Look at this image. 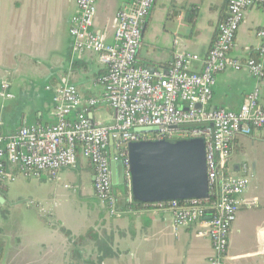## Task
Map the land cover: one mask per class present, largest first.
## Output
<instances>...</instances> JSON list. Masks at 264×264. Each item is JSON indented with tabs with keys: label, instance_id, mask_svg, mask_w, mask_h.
Masks as SVG:
<instances>
[{
	"label": "crops",
	"instance_id": "obj_1",
	"mask_svg": "<svg viewBox=\"0 0 264 264\" xmlns=\"http://www.w3.org/2000/svg\"><path fill=\"white\" fill-rule=\"evenodd\" d=\"M135 0H97L92 29L107 44L120 9ZM229 0H155L141 34L136 64L167 74L176 54L204 60L227 15ZM190 12L192 18L186 19ZM76 0H0V131L10 138L21 128L47 129L56 121L55 91L76 87L93 123H114L111 108H86L101 96L105 68L98 54L76 52L69 36ZM264 30V8L248 7L229 58L244 64L257 60ZM202 63L191 70L199 72ZM8 85L2 96V84ZM255 89L264 103V76L258 80L244 67L216 75L208 110L237 111ZM110 150L108 148V154ZM230 165L247 167L249 185L230 228L225 264H264V130L231 141ZM94 168L77 157L74 168L34 174L5 162L0 177V264H208L211 241L196 223L175 227L170 210L119 208L110 215L93 192ZM15 183V203L12 199ZM11 207L6 210L5 208Z\"/></svg>",
	"mask_w": 264,
	"mask_h": 264
},
{
	"label": "built area",
	"instance_id": "obj_2",
	"mask_svg": "<svg viewBox=\"0 0 264 264\" xmlns=\"http://www.w3.org/2000/svg\"><path fill=\"white\" fill-rule=\"evenodd\" d=\"M96 1L76 0L77 13L71 18L69 36L76 52L98 54L105 68V74L99 79L103 92L100 97L85 101L86 108L108 106L115 114L114 123L109 126L93 123L86 109H82L76 87L65 85L53 96L56 121L49 128L24 127L8 139L0 131V177L4 175L6 162L34 174L48 173L54 179L59 170L74 168L80 156L94 168V195L112 215L118 199L111 191L110 141L113 160L123 167L124 202L132 204L129 143L166 138L201 139L207 198L147 205L170 210L175 227L200 224L203 230L199 235L206 236L212 245L213 255L208 264H225L229 231L239 210V197L249 185L245 165L241 166L240 174L232 171L231 141L235 137H248L254 130H264V103L255 89L237 111L208 110L206 106L219 72L244 67L258 80L264 76V30L257 33L260 41L257 60L248 59L243 64L229 58L244 11L255 3L264 8V0H229L227 15L217 26L216 40L206 58L201 61L197 55L176 54L166 75L150 73L136 64L144 22L155 0H135L133 10L117 12L111 44L105 43L92 29ZM199 61L201 70L192 71V63ZM7 88L3 83L2 96L10 99ZM159 127L163 131L155 134V138L138 132L141 128ZM170 127L182 129L174 131L169 130ZM212 198L214 203H211Z\"/></svg>",
	"mask_w": 264,
	"mask_h": 264
},
{
	"label": "water",
	"instance_id": "obj_3",
	"mask_svg": "<svg viewBox=\"0 0 264 264\" xmlns=\"http://www.w3.org/2000/svg\"><path fill=\"white\" fill-rule=\"evenodd\" d=\"M178 129L182 127L169 128L174 131ZM162 131V127L138 130L142 134H158ZM109 150L111 186H122L123 167L120 162L113 160L111 141ZM127 151L133 201L147 205L207 198L203 140L183 139L173 142L159 139L141 140L129 143ZM2 201L0 198V203Z\"/></svg>",
	"mask_w": 264,
	"mask_h": 264
},
{
	"label": "trees",
	"instance_id": "obj_4",
	"mask_svg": "<svg viewBox=\"0 0 264 264\" xmlns=\"http://www.w3.org/2000/svg\"><path fill=\"white\" fill-rule=\"evenodd\" d=\"M185 17H186V19L192 18V15H190V12H187ZM148 136H150L151 138H155L156 137L155 134H150ZM165 140L166 141H175V140H171L169 138H166ZM111 191H112L113 196L117 197V199H118L117 203H116L115 211H114V213L112 215H114L119 208H121V209H124V208L126 209L127 208L128 209V208H140V207L146 206L145 204H142V203H139V202H136V201H134L132 204H125L124 197L126 195V191H125L124 185L115 186V187L112 186L111 187ZM214 200L215 199L212 198L211 203H214ZM177 201L182 203V201H180V200H177ZM106 209H107V211L109 213V210H108L107 207H106ZM210 211L211 210H208L209 213H210Z\"/></svg>",
	"mask_w": 264,
	"mask_h": 264
},
{
	"label": "rangeland",
	"instance_id": "obj_5",
	"mask_svg": "<svg viewBox=\"0 0 264 264\" xmlns=\"http://www.w3.org/2000/svg\"><path fill=\"white\" fill-rule=\"evenodd\" d=\"M148 135H150V134H148ZM13 189H14V194L12 195V199L14 200V203H15V183L14 184H11L10 185ZM11 207H9L8 205H7V207L5 208L6 210H8V209H10Z\"/></svg>",
	"mask_w": 264,
	"mask_h": 264
}]
</instances>
